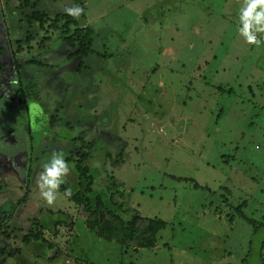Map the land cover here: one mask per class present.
Segmentation results:
<instances>
[{"label": "rangeland", "instance_id": "374dc122", "mask_svg": "<svg viewBox=\"0 0 264 264\" xmlns=\"http://www.w3.org/2000/svg\"><path fill=\"white\" fill-rule=\"evenodd\" d=\"M25 1L0 0V264H264V44L250 45L238 31L244 0ZM77 5L94 48L110 59L67 60L61 32L29 27L35 10L54 19ZM42 36L55 46L39 58ZM18 42L25 84L43 76L26 105L16 94ZM31 58L44 65L29 67ZM81 61L88 70L79 75ZM56 111L64 117L58 128L49 124ZM70 121L75 135L97 140L88 161L95 190L114 183L125 218L166 222L154 247L97 237L60 189L54 205L42 199L43 165L53 152L66 158L75 149L53 142L56 132L72 135ZM76 179L72 171L66 183ZM39 217L67 223L44 232L52 250L23 239Z\"/></svg>", "mask_w": 264, "mask_h": 264}, {"label": "trees", "instance_id": "16d2710c", "mask_svg": "<svg viewBox=\"0 0 264 264\" xmlns=\"http://www.w3.org/2000/svg\"><path fill=\"white\" fill-rule=\"evenodd\" d=\"M37 2H39V0H37ZM29 3L30 0L25 1L26 5ZM49 15L50 14H46L37 10L33 11V13L29 15V27L32 28L33 25L35 26L36 24L40 27V29H44V25L49 23L50 25L48 27L50 29L61 32V41L66 43L70 48V54L68 55L67 60L71 61L74 58L87 59L90 56H94L99 60H107L111 58V56L107 53H102L94 48L95 33L91 28H84L81 26V23L84 20L83 16H80L79 19H76L67 13H58L55 15L56 17L52 19ZM48 38L49 37L42 36L41 41L38 42L40 50L38 55L39 58L44 54V51L49 50L53 46H45V41ZM34 39L35 37L31 34L26 40L27 44H32ZM23 44H25V41ZM23 44L18 42L19 48L17 59L15 60V66L17 67V73L20 82L19 91L16 93L19 103H25L27 101L37 99L36 95L34 96V93H36V91L39 93L38 87L40 86L43 79V76L41 75H39V79L37 81L31 79L34 77H29L27 78L25 84L23 74H21V69L23 71L24 67L21 66L18 60V55L24 51ZM26 63L29 67L31 66L37 68H40L42 65H44V61L42 59L37 61L35 58H31L29 62ZM43 69H45V67ZM49 69L51 71L54 68L53 66H49ZM86 69L88 70V67L83 61H81L78 64L77 73L80 75ZM98 74L101 76V74L103 75V72ZM100 82L102 83L103 79ZM93 89L94 86L91 90ZM219 89L222 90L221 87H217V90ZM232 91L233 89H230L229 94ZM80 100V98L70 100V106L67 109L69 115H72L74 111H76V108H73V106L77 103V101L80 102ZM62 121H64V117L61 115V112L58 113V111H56L55 116L50 117L49 124L52 127L56 126L58 128V124ZM66 128L68 130L67 134L72 135L66 137V135L63 136L60 134V132H56V138L53 140V142L56 143L58 139H62L63 141L68 142V144L75 145V149L72 151L69 157H66V160L68 161L69 166L72 167L74 165V167H72V171L77 174V182L74 187H72L69 183L62 184L60 190L66 194V189H71L72 194L69 196L70 199L78 206L82 207V209L86 212L88 216L87 223L89 229H91L97 237L109 242H116L126 248L128 246L134 245L135 247L139 246L142 248L154 247L158 234L166 227V222L157 218L150 219L142 217L137 212L133 213L130 218H125L123 216V212L127 211L122 209L121 204H116L114 202V183L110 184L109 186H103L101 191L95 190L94 184L96 182V174L94 173V170L91 168L90 164H88V161L95 160L94 153L97 140L88 142L82 137V135H75V129H78L79 126L75 125L72 121L66 124ZM106 155L109 156L111 160H113L111 152L108 151ZM31 164L32 161L30 160V166ZM76 186H78V188H76ZM72 188H76V190L74 191ZM233 210L235 213L245 217L240 207L234 208ZM49 213L48 214L50 216L54 215L52 211H49ZM9 219L10 218L8 217V222ZM245 220H247L249 223L251 222L246 217ZM60 224L64 225L67 223L62 220L45 222L39 217L34 221V229H31L29 234L24 236L23 239L26 243L32 247L35 246L34 248H38L40 251L45 249L52 250L56 247V245L44 237V232L48 230L49 232L56 234V232L59 230L58 228ZM0 229H2V227H0ZM15 253H13L12 256H17ZM8 255L11 254L8 252ZM86 264L89 263L87 262Z\"/></svg>", "mask_w": 264, "mask_h": 264}, {"label": "clouds", "instance_id": "9594fccd", "mask_svg": "<svg viewBox=\"0 0 264 264\" xmlns=\"http://www.w3.org/2000/svg\"><path fill=\"white\" fill-rule=\"evenodd\" d=\"M64 11L76 19L84 14V9L78 5L67 7ZM240 22L242 26L238 31L248 44L256 47L264 44V40L258 37V33H264V0H244L240 9ZM12 83L15 84L16 81L13 80ZM72 167L69 166L63 152H53L49 162L43 165V171L39 173L36 183L40 196L47 205L55 204L59 189L67 182ZM66 194L70 196L71 189H66Z\"/></svg>", "mask_w": 264, "mask_h": 264}, {"label": "flooded vegetation", "instance_id": "af4514ba", "mask_svg": "<svg viewBox=\"0 0 264 264\" xmlns=\"http://www.w3.org/2000/svg\"><path fill=\"white\" fill-rule=\"evenodd\" d=\"M26 104H27V102L23 103V105H26Z\"/></svg>", "mask_w": 264, "mask_h": 264}]
</instances>
